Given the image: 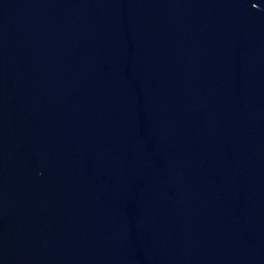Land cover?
<instances>
[{
	"label": "water",
	"instance_id": "obj_1",
	"mask_svg": "<svg viewBox=\"0 0 264 264\" xmlns=\"http://www.w3.org/2000/svg\"><path fill=\"white\" fill-rule=\"evenodd\" d=\"M0 264H264V0H0Z\"/></svg>",
	"mask_w": 264,
	"mask_h": 264
}]
</instances>
